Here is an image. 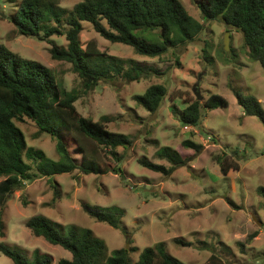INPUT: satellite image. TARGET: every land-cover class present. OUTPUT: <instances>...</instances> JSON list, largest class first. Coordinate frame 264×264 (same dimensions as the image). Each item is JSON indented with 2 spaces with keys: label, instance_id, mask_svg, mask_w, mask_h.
Masks as SVG:
<instances>
[{
  "label": "rangeland",
  "instance_id": "rangeland-1",
  "mask_svg": "<svg viewBox=\"0 0 264 264\" xmlns=\"http://www.w3.org/2000/svg\"><path fill=\"white\" fill-rule=\"evenodd\" d=\"M20 1L0 0V45L50 68L57 82L79 94L74 104L80 115L92 120L108 115L111 120L106 123L107 128L127 134L131 144L126 149L117 147L119 163L105 153L101 157L106 163H117V173L84 174L75 170L41 176L11 195H0V242L29 256L36 249L47 253L52 264L62 257L70 258L68 250L33 235L26 227L29 217L44 214L62 225L91 229L104 239L109 253L114 248L126 247L132 259L138 257L143 247L164 241L168 252L184 264H205L211 253L226 263L264 264V197L258 191L264 186V123L256 116L244 115L228 86L232 74L233 84L244 93L255 95L264 108V70L245 54L240 33L228 30L219 21H203L198 9L201 0H180L189 14L203 22V31L180 48H171L160 57H149L136 53L131 45L105 39L91 23L84 21L79 33L83 49L104 52L107 60L134 59L163 72L133 81L113 74L87 88L70 62L51 57V46L67 45L65 23L58 33L45 40L22 35L12 21ZM78 1L59 0V4L71 9ZM226 32L229 48L223 54ZM204 45L213 56L210 61L202 58ZM97 60L95 55L91 57L93 63ZM153 83L164 84L167 94L158 110L149 112L136 103L134 96ZM194 85L202 96L201 102L209 94L217 93L228 105L204 109L198 126L185 127L171 114L170 106L174 101L181 104L183 99L195 98ZM16 124L29 146L58 159L52 136L40 131L29 118ZM62 136L71 153H76L78 148L70 133L63 132ZM186 138L200 147H184L182 141ZM163 146L175 148L187 162L170 171L171 164L156 154ZM233 150L242 157L237 159L231 153ZM74 155L77 161L81 160L80 154ZM222 155L239 168H231L223 175L217 161ZM141 157L162 164L165 171L141 165ZM82 202L122 208V221L128 233L90 217ZM176 238L191 244L182 245ZM134 247L137 250H132ZM0 264L13 262L0 252Z\"/></svg>",
  "mask_w": 264,
  "mask_h": 264
},
{
  "label": "trees",
  "instance_id": "trees-1",
  "mask_svg": "<svg viewBox=\"0 0 264 264\" xmlns=\"http://www.w3.org/2000/svg\"><path fill=\"white\" fill-rule=\"evenodd\" d=\"M198 9L203 21H219L228 30L239 32L245 54L250 60L258 61L264 70V0H201ZM12 21L20 34L41 40L58 33L64 22L67 45L51 46V57L70 62L87 88L113 74L133 81L163 72L134 59L107 60L104 52L97 54L90 48L83 49L79 33L84 21L91 23L105 39L131 45L136 53L149 57H160L171 48L190 43L204 29L203 22L189 14L180 0H79L71 9L60 6L59 0H21ZM52 21L56 24H51ZM221 52L225 54L224 49ZM93 55L98 59L96 63L91 61ZM201 55L204 61L213 59L207 45L202 47ZM176 61L179 62L178 59ZM230 78L232 74L229 75L228 86L244 115L256 116L264 123V108L257 97L244 93ZM166 94L164 84L153 83L134 99L145 110L155 112ZM78 97L76 91L67 90L56 81L50 68L0 45L1 196L11 195L14 190L22 189L27 182L41 176L52 177L75 170L84 174L119 171L117 163H106L101 157L105 153L119 163L121 158L117 156V147L126 149L131 144V138L125 133L109 130L106 126L111 120L108 115H102L98 120L80 115L74 104ZM227 105L223 96L211 93L204 102L196 97L183 99L181 104L174 101L170 111L184 126L193 127L201 123L204 109ZM25 118L56 140L58 159H52L42 149L27 144L22 129L16 124ZM63 132H69L75 140L76 153H71ZM182 145L195 150L200 147L189 138L184 139ZM231 153L237 159L242 157L237 151ZM74 154H80L81 160L77 161ZM156 154L171 164L170 171L188 160L169 146L160 147ZM217 161L223 175L231 168H239L225 155L217 157ZM139 163L154 171H165L162 164L150 162L145 157L139 158ZM258 191L264 197V186ZM81 205L90 217L128 233L122 221V208L89 202H82ZM25 225L33 235L70 252V258L62 257L56 264H184L168 252L164 241L143 247L138 257L132 259L126 247L114 248L109 253L104 239L89 228L62 225L44 214L32 215ZM2 226L0 218V236ZM176 241L185 246L191 244L177 238ZM132 250H137V247ZM0 252L13 264H52L51 256L37 249L29 256L17 247L0 242ZM205 264L241 263H226L219 255L211 253Z\"/></svg>",
  "mask_w": 264,
  "mask_h": 264
},
{
  "label": "water",
  "instance_id": "water-1",
  "mask_svg": "<svg viewBox=\"0 0 264 264\" xmlns=\"http://www.w3.org/2000/svg\"><path fill=\"white\" fill-rule=\"evenodd\" d=\"M223 48H224V50H227L228 48H229V46H228V32H226V34H225V36H224V46H223ZM193 92H194V94H195V96H196V98L198 99V100H201L202 99V96L199 94V92L196 90V85H194V87H193Z\"/></svg>",
  "mask_w": 264,
  "mask_h": 264
},
{
  "label": "built area",
  "instance_id": "built-area-1",
  "mask_svg": "<svg viewBox=\"0 0 264 264\" xmlns=\"http://www.w3.org/2000/svg\"><path fill=\"white\" fill-rule=\"evenodd\" d=\"M185 127H187V126H185Z\"/></svg>",
  "mask_w": 264,
  "mask_h": 264
}]
</instances>
